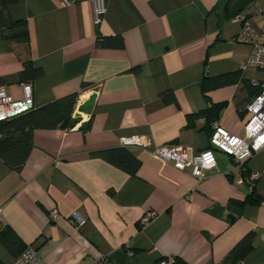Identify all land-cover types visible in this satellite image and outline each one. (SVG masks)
<instances>
[{
  "label": "crops",
  "instance_id": "crops-1",
  "mask_svg": "<svg viewBox=\"0 0 264 264\" xmlns=\"http://www.w3.org/2000/svg\"><path fill=\"white\" fill-rule=\"evenodd\" d=\"M21 0L6 6L9 21H25L28 48L0 33V87L22 99L18 73L30 60L42 70L32 81L33 109L78 93L76 105L97 94L92 114L75 126L35 130L33 148L19 174L0 160V232L11 228L33 246L44 264H225L247 234L250 250L235 264H264V150L239 170L233 159L213 151L216 167L197 182L189 171L137 148L140 162L130 176L92 154L121 147L119 140L146 136L151 149L179 145L189 155L209 148L205 120L186 116L209 103L224 107L215 122L243 137L245 109L259 92L261 71L244 66L251 53L234 43L242 22L264 25V0ZM97 37L120 38L110 46ZM238 74L235 84L208 92L201 78ZM89 88L83 90L82 84ZM172 92L175 103L161 94ZM73 113L72 119H74ZM90 122L87 132L79 128ZM243 172L246 174L243 176ZM251 176L255 179L249 180ZM252 183L258 205L240 213ZM56 211L60 218L49 219ZM77 214L82 225L72 220ZM152 213L145 226L141 218ZM231 215L232 220L227 216ZM140 226V227H139ZM15 258V257H14ZM13 259L0 245V262Z\"/></svg>",
  "mask_w": 264,
  "mask_h": 264
},
{
  "label": "trees",
  "instance_id": "trees-1",
  "mask_svg": "<svg viewBox=\"0 0 264 264\" xmlns=\"http://www.w3.org/2000/svg\"><path fill=\"white\" fill-rule=\"evenodd\" d=\"M21 0H0V33L2 38L8 43L20 44L28 48V32L25 21L11 22L6 15V6ZM111 41L121 43L120 38H101L97 37V45L110 46ZM42 70L34 67L30 60L22 63V69L18 73L21 83L29 82L41 77ZM240 76L238 74L228 76L207 77L204 75L199 87L206 101L209 102L208 92L223 86L235 84ZM87 83L82 84V89L89 88ZM79 94L73 93L48 103L40 108L20 115L16 118L2 122L0 124V160L12 171L19 174L27 161V158L33 148L32 134L35 130H55L64 128L66 125L75 126L73 113L76 109ZM161 98L167 103H175L172 92L161 94ZM223 103L213 104L199 113L186 116V125L191 126L196 119H204V131L208 138L212 134V126L218 120V116ZM90 128V122H86L80 126V130L87 132ZM101 158L105 162L127 173L130 176H136L140 168L138 159L126 148L119 147L104 151H98L92 154ZM246 163V162H245ZM245 163L239 168L243 171ZM246 173L243 172V176ZM250 193L242 201L230 200L227 207L240 213L245 205H258L260 203L259 196L255 193L252 183ZM140 227V226H139ZM252 235L249 233L244 236L229 252L225 259V264H235L241 260L250 250ZM0 245L14 257L21 254L26 248L14 231L5 226L0 232ZM1 264V262H0ZM173 264V263H172ZM174 264H186L182 261H174Z\"/></svg>",
  "mask_w": 264,
  "mask_h": 264
},
{
  "label": "built area",
  "instance_id": "built-area-1",
  "mask_svg": "<svg viewBox=\"0 0 264 264\" xmlns=\"http://www.w3.org/2000/svg\"><path fill=\"white\" fill-rule=\"evenodd\" d=\"M66 5L72 4L73 0H62ZM104 7L102 0H95V23L98 24ZM236 23H243L240 33L233 39L234 43L247 45L251 48V53L244 63V66L252 67L263 74L262 81L259 84V92L251 98L245 109L248 117L244 124V136L238 137L232 135L213 124L212 134L208 139L209 148L200 153L189 155L187 150L179 145H167L151 149L149 139L146 136H129L119 140L121 147L137 148L143 151L151 152L158 158L171 164L179 171H189L191 176L197 182L208 177L209 173L216 167L213 151L222 153L235 162L238 168L256 152L264 150V25L261 29H256L250 24L243 22V19L236 16L233 20ZM22 99L13 100L5 87H0V124L10 119L16 118L31 111L33 107L32 84L24 82L21 84ZM84 117L81 119L83 120ZM255 179L251 176L249 180ZM154 215L145 214L140 225H147ZM60 216L56 211L49 214L51 221L58 220ZM72 220L77 225H82V221L75 213ZM172 259L161 260L157 264H172ZM8 264H44L39 258L36 249L33 246H27L17 257L13 258ZM101 264H106L103 261Z\"/></svg>",
  "mask_w": 264,
  "mask_h": 264
},
{
  "label": "water",
  "instance_id": "water-1",
  "mask_svg": "<svg viewBox=\"0 0 264 264\" xmlns=\"http://www.w3.org/2000/svg\"><path fill=\"white\" fill-rule=\"evenodd\" d=\"M96 98L97 94L92 93L86 101L77 106L76 113L74 114V123H79L82 115L89 117L92 114ZM227 218L233 219L231 215H228Z\"/></svg>",
  "mask_w": 264,
  "mask_h": 264
},
{
  "label": "bare ground",
  "instance_id": "bare-ground-1",
  "mask_svg": "<svg viewBox=\"0 0 264 264\" xmlns=\"http://www.w3.org/2000/svg\"><path fill=\"white\" fill-rule=\"evenodd\" d=\"M83 116V115H82ZM85 117V116H84Z\"/></svg>",
  "mask_w": 264,
  "mask_h": 264
}]
</instances>
